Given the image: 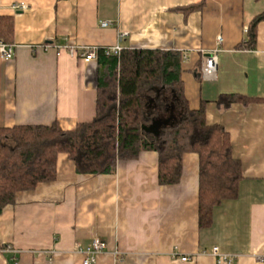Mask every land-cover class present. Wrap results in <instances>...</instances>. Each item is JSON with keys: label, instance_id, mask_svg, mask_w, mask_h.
Instances as JSON below:
<instances>
[{"label": "crops", "instance_id": "0c3cea01", "mask_svg": "<svg viewBox=\"0 0 264 264\" xmlns=\"http://www.w3.org/2000/svg\"><path fill=\"white\" fill-rule=\"evenodd\" d=\"M0 0V127L56 123L73 129L95 116L97 61L67 46L175 50L190 109L205 102L207 123L224 127L240 160L237 195L198 224V155L182 157L180 181L160 184L157 154L141 151L109 174H78L59 154L56 179L20 191L0 213V264H82L93 238L107 248L93 264H216L210 250L238 254L233 264H262L264 248V20L256 45L236 49L264 0ZM25 5V8H14ZM8 21L12 22L9 31ZM101 21H110L106 27ZM222 36V43L216 37ZM47 46L45 47L44 45ZM218 50L217 75L199 76L202 53ZM221 94L254 99L218 106ZM198 254L181 262L171 255ZM117 254L114 255L113 252Z\"/></svg>", "mask_w": 264, "mask_h": 264}, {"label": "trees", "instance_id": "16d2710c", "mask_svg": "<svg viewBox=\"0 0 264 264\" xmlns=\"http://www.w3.org/2000/svg\"><path fill=\"white\" fill-rule=\"evenodd\" d=\"M263 20L264 11L251 19L236 49L255 47L256 28ZM96 61L92 120L70 130H61L56 123L0 127V213L14 203L18 192L56 179L62 153L78 174L98 175L113 173L119 161L152 150L157 154V180L168 185L180 181L182 157L193 152L198 155V224L208 226L213 207L236 197L242 167L232 153L228 132L220 124L206 122L205 102L198 109L189 108L183 95L180 52L127 48L116 55L100 48ZM253 100L221 94L215 102L228 107ZM155 120L161 123L157 134L143 128Z\"/></svg>", "mask_w": 264, "mask_h": 264}, {"label": "built area", "instance_id": "2783aa9c", "mask_svg": "<svg viewBox=\"0 0 264 264\" xmlns=\"http://www.w3.org/2000/svg\"><path fill=\"white\" fill-rule=\"evenodd\" d=\"M14 8L22 9L25 8V5H15ZM110 21H101L100 25L106 27L111 25ZM126 35L125 32H120L117 35V43L112 46H95V45H84V46H67L68 51L71 55L76 56L82 59L85 62H89L97 58V52L101 48L105 54H116L122 50V47L119 45V42ZM216 43H222V36L218 35L216 37ZM14 45L8 44L0 40V57L2 59H11L14 56ZM45 47L47 46L44 45ZM217 57L218 50L214 48L210 53H202L201 55V65L199 68V76L204 81L214 80L217 75ZM107 248L105 241L101 240L98 237H95L91 240L89 249L83 251L81 248H77L78 252L85 254V257L82 260V264H93L96 262V257L98 254L104 252ZM205 250H201L197 253L183 254L180 255L177 251L172 253V257L178 259L181 262L192 261L198 254L205 253ZM211 255L215 258L216 264H233L237 259L238 254L232 253H222L218 248L213 247L210 250ZM114 255L117 253L114 251ZM255 260L264 264V248L259 252L253 255Z\"/></svg>", "mask_w": 264, "mask_h": 264}, {"label": "water", "instance_id": "95a60500", "mask_svg": "<svg viewBox=\"0 0 264 264\" xmlns=\"http://www.w3.org/2000/svg\"><path fill=\"white\" fill-rule=\"evenodd\" d=\"M160 122L159 121H152V123H150L148 126L143 127L146 131L157 134L158 133V129L160 126Z\"/></svg>", "mask_w": 264, "mask_h": 264}]
</instances>
